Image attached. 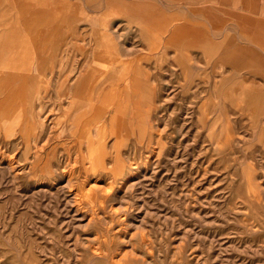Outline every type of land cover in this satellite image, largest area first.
<instances>
[{"label":"rangeland","instance_id":"1","mask_svg":"<svg viewBox=\"0 0 264 264\" xmlns=\"http://www.w3.org/2000/svg\"><path fill=\"white\" fill-rule=\"evenodd\" d=\"M65 1L83 45L149 79L105 80L77 48L56 67L74 80L20 65L4 27L21 0H0V75L17 77L0 94V264H264V32L237 22L264 21V0ZM178 22L199 31L179 52Z\"/></svg>","mask_w":264,"mask_h":264},{"label":"crops","instance_id":"2","mask_svg":"<svg viewBox=\"0 0 264 264\" xmlns=\"http://www.w3.org/2000/svg\"><path fill=\"white\" fill-rule=\"evenodd\" d=\"M204 1H214V0H204ZM110 3L112 5L113 4L115 5L116 0H112ZM132 3L133 2L127 4V7L133 8L134 6ZM101 4L102 3L100 2L95 3L93 6L96 10H100L102 8ZM20 6H21V19H20L21 23L19 22H15L12 24L10 23L4 27L5 32L7 31V33L10 34L9 35L10 38L12 39L11 47L13 48L14 47L16 48L17 46L23 47V52H24L23 56L21 57L19 56L20 65L26 63L24 60V56L33 53V56L36 57V69L39 72L40 71L44 72L46 75L50 73L49 79L66 80V81L74 80L75 78H72L70 75V71H72V68L68 69L69 71V73H67L69 75L68 76L67 74H64L62 68L56 69V67L57 65H60L62 67L65 64V62L68 65V63L70 62L73 56V53L76 51L75 49L77 48V49H82L80 50V52L83 54L84 60L87 57V63L89 60L91 61L92 57L93 58L97 57V59L98 56L99 58L104 57L103 59H105V61L108 63L109 66V69L107 70V75L106 77H104L105 79L106 78L109 80L149 79V77L147 76H143V77L138 76L135 71H131L130 69H127V66L125 65L122 66L118 62L113 63L111 60L114 59L117 61V59L115 57L105 56V51L102 49V47L100 48L95 47L94 49L90 50L89 48H87L85 45L82 44L86 40L87 32L84 28H81L76 24H73V22L77 19L76 18L77 15L75 13L76 6L74 3H68V1L65 0L63 1L62 0H21ZM38 10L40 11L42 10L43 12H39ZM144 13L145 14L142 16L144 19H147L150 22H154L155 20H157V17L155 16L154 12L150 11V9H147V11H145ZM214 17L215 16L213 14L209 16V18L211 19V24L215 23L212 20L214 19ZM42 18L44 20H42ZM225 21L228 22V20ZM237 22L247 33L260 32V31L264 32V21L259 22L253 20L250 17L241 16V18L237 19ZM42 23H44L43 24L44 26L42 25ZM66 23H70L71 25L70 28L68 27L69 31L68 29L66 30L64 28V24ZM45 25L47 27H45ZM216 25H218V27L220 25H223L225 29L224 27L217 28ZM220 25L219 23H215L211 33H216L219 31L222 32L230 31V28L228 27V23L225 25L224 24H220ZM171 29H172V33L170 34V37L168 39V42L170 43H168L167 45L172 46L177 52H179L183 47H186L187 32L199 33L197 29L192 28V26H190L188 23H180V24L179 22L174 23ZM21 30H23V32ZM203 33H208V32H203ZM179 34L181 35L179 36ZM60 35L61 37H59ZM55 36L57 37L55 38ZM173 37L175 38L174 41L172 40ZM196 41L197 40H195V42ZM183 44L185 46H183ZM196 46H202V44L196 43ZM245 46L246 45L236 44V43L231 45V47L234 48H240ZM51 59H53V61ZM85 62L86 61H84V63ZM86 67H87L86 64H83V66L81 67L79 66L77 67L79 74L83 72L81 76L78 75V78H82L83 75L87 72ZM111 77L114 78L112 79Z\"/></svg>","mask_w":264,"mask_h":264},{"label":"bare ground","instance_id":"3","mask_svg":"<svg viewBox=\"0 0 264 264\" xmlns=\"http://www.w3.org/2000/svg\"><path fill=\"white\" fill-rule=\"evenodd\" d=\"M40 2V1H39ZM46 2V1H45ZM43 3V2H42ZM34 6V5H33ZM72 6V5H71ZM71 6H70V8H71ZM25 8V7H24ZM36 9V8H35ZM45 9V8H44ZM68 9V8H67ZM43 10V9H42ZM40 11V10H38L39 12H43V11ZM76 10V9H75ZM37 11V10H36ZM67 11V10H66ZM76 13V12H75ZM30 14V13H29ZM44 14V13H43ZM74 14V13H73ZM29 16V15H28ZM45 18V17H44ZM51 19V18H50ZM42 20H44L43 18H42ZM42 22V21H41ZM40 24V23H39ZM44 23H42V25H43ZM180 24V23H179ZM21 26V25H20ZM44 26V25H43ZM18 27V26H17ZM45 27H47L46 25H45ZM31 30V29H30ZM36 30V29H35ZM63 30V29H62ZM3 31V30H2ZM5 31V30H4ZM22 32H23V30H21ZM1 33V32H0ZM6 33H7V31H6ZM23 34V33H22ZM36 34V33H35ZM10 35V34H9ZM8 35V36H9ZM37 35V34H36ZM35 35V36H36ZM4 36V35H3ZM6 36V35H5ZM28 37V36H27ZM57 36H55V38H56ZM59 37H61V35L59 36ZM14 39V38H13ZM29 39V38H28ZM39 39V38H38ZM59 39H61V38H59ZM3 41V40H2ZM186 41V40H185ZM189 41V40H188ZM62 42H63V40H62ZM190 42V41H189ZM38 43V42H37ZM54 43V42H53ZM18 44H19V42H18ZM60 44V43H59ZM187 44V43H186ZM190 44H192V43H189L188 44V46L190 45ZM183 46H185L184 44H183ZM55 48H57V47H55ZM34 49V48H33ZM38 49V48H37ZM101 51V50H100ZM36 52V51H35ZM34 52V53H35ZM57 52V51H56ZM44 54V53H43ZM100 54H101V52H100ZM187 54V53H186ZM41 56V55H40ZM44 56V55H43ZM42 56V57H43ZM54 56H55V54H54ZM57 56V55H56ZM97 56H98V54H97ZM45 57V56H44ZM40 58V57H39ZM46 58V57H45ZM44 58V59H45ZM43 59V58H42ZM100 59V58H99ZM52 61H53V59H51ZM48 61V60H47ZM89 63V62H88ZM7 64V63H6ZM9 64V63H8ZM91 65L92 64H90V67H91ZM94 67V66H93ZM92 67V68H93ZM0 73H3V72H0ZM14 75V74H13ZM68 75V74H67ZM88 75V74H87ZM25 76V75H24ZM64 76V75H63ZM69 76V75H68ZM108 76H110V75H108ZM115 77V76H114ZM114 77H111L112 79L114 78ZM8 78H17L16 76H11V77H6V76H4V74L3 75H0V94H3V95H5L7 92L5 91V89L7 88V86H11V83H10V81H8ZM23 77H21L20 79H22ZM87 78V76H85V75H83V77L82 78H80L81 80H82V85L80 86V87H78L77 89V91H73L74 90V87H72L71 89H70V91H71V93H72V95H73V104L74 103H76V101H80L79 99H78V97H81L82 99L86 96V95H82V94H80L81 92H80V89H81V87L83 86L84 87V83H85V79ZM38 79V78H37ZM69 79V78H68ZM107 79V78H106ZM105 79V80H106ZM85 80V81H84ZM105 80H103L104 82H105ZM27 82H29L30 84H32L30 81H27ZM103 82V83H104ZM127 83V82H126ZM106 84V83H105ZM121 84V83H120ZM119 85V84H118ZM130 85V84H129ZM6 87V88H5ZM104 87H106V86H104ZM127 87V86H126ZM107 88H108V86H107ZM106 88V89H107ZM21 88H15L14 90H15V92H17V90H19V93H17V98H18V100H19V95L21 94V90H20ZM105 89V90H106ZM124 89H125V87H124ZM116 90H117V88H116ZM123 91V90H122ZM130 92V91H129ZM68 93H69V91H68ZM30 92L29 91H27L26 93H25V95H27V97H30V104H28V108H29V110L30 109H32L33 108V104H32V101H33V97H34V93L32 92L30 95ZM95 94V93H94ZM96 94H97V92H96ZM130 94V93H129ZM62 95V94H61ZM67 95V94H66ZM70 95V94H69ZM127 95V94H126ZM76 96V97H75ZM88 96V95H87ZM92 96V95H91ZM89 97H90V95H89ZM125 97V96H124ZM86 98V97H85ZM88 98V97H87ZM24 100H26V98H23ZM90 99H91V97H90ZM92 100H93V97H92ZM125 100V99H124ZM132 100H134V98L132 99ZM83 101V100H82ZM81 101V102H82ZM126 101V100H125ZM131 101V100H130ZM141 101V100H140ZM6 102V100H4L3 101V103H5ZM132 102V101H131ZM77 104V103H76ZM128 104H130L129 102H128ZM79 105V104H78ZM77 105V106H78ZM139 105V104H138ZM66 106V105H65ZM76 106V105H75ZM86 106V105H85ZM95 106V105H94ZM98 106V105H97ZM59 107H60V105H59ZM87 107V106H86ZM63 108V107H62ZM65 108V107H64ZM78 108V107H77ZM123 108V107H122ZM40 110H41V108H40ZM79 110V109H78ZM86 110H88V109H86ZM61 111V110H60ZM83 111V110H82ZM89 111V110H88ZM128 111V110H127ZM87 112V111H86ZM114 112V111H113ZM110 113V112H109ZM114 117V116H113ZM128 117V116H127ZM129 119H130V117H129ZM108 120H109V118H108ZM111 120V119H110ZM99 122H100V120H99ZM104 122V121H103ZM73 128H74V126H73ZM90 128V127H89ZM94 128V127H93ZM92 128V129H93ZM118 129V128H117ZM72 131V129L70 130V132ZM101 131V130H100ZM100 131L99 130H97L96 131V133L94 134V136H93V139H95L99 134H100ZM117 132V131H116ZM112 134H114V131H113V133ZM72 136V135H71ZM89 139V141L91 140V137H89L88 138ZM102 140V139H101ZM116 141V140H115ZM95 142V141H94ZM94 167H96V165L94 166ZM71 176V175H70ZM70 176L67 178V184H71V178H70ZM129 182V181H128ZM94 188L95 187H90L89 189H90V193L91 194H94L95 193V190H94Z\"/></svg>","mask_w":264,"mask_h":264}]
</instances>
